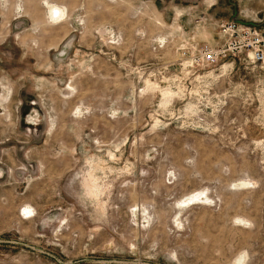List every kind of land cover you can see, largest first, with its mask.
<instances>
[{
    "label": "rangeland",
    "instance_id": "374dc122",
    "mask_svg": "<svg viewBox=\"0 0 264 264\" xmlns=\"http://www.w3.org/2000/svg\"><path fill=\"white\" fill-rule=\"evenodd\" d=\"M45 1L0 0V264H264V66L199 56L264 0Z\"/></svg>",
    "mask_w": 264,
    "mask_h": 264
},
{
    "label": "built area",
    "instance_id": "2783aa9c",
    "mask_svg": "<svg viewBox=\"0 0 264 264\" xmlns=\"http://www.w3.org/2000/svg\"><path fill=\"white\" fill-rule=\"evenodd\" d=\"M219 43L199 51L202 63H217L226 57L242 54L255 65L264 66V23L261 27L222 20L218 25Z\"/></svg>",
    "mask_w": 264,
    "mask_h": 264
},
{
    "label": "bare ground",
    "instance_id": "6f19581e",
    "mask_svg": "<svg viewBox=\"0 0 264 264\" xmlns=\"http://www.w3.org/2000/svg\"><path fill=\"white\" fill-rule=\"evenodd\" d=\"M45 5H47V7L49 6V12L51 13V17L53 18V17H57V18H59L60 17V15H64L63 14V12H62V10H59V8H58V6L57 5H55V4H53V3H46ZM49 15V14H48ZM51 18V19H52ZM53 21V20H52ZM54 22V21H53Z\"/></svg>",
    "mask_w": 264,
    "mask_h": 264
},
{
    "label": "crops",
    "instance_id": "0c3cea01",
    "mask_svg": "<svg viewBox=\"0 0 264 264\" xmlns=\"http://www.w3.org/2000/svg\"><path fill=\"white\" fill-rule=\"evenodd\" d=\"M46 3H50V2H49L48 0H46V1H45V4H46ZM55 5H57V4H55ZM57 6H58L59 10H61V9H60V6H59V5H57Z\"/></svg>",
    "mask_w": 264,
    "mask_h": 264
}]
</instances>
